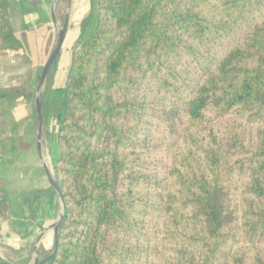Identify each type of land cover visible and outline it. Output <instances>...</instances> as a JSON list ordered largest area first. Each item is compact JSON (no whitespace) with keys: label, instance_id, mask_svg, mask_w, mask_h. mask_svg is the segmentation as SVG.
<instances>
[{"label":"trees","instance_id":"trees-1","mask_svg":"<svg viewBox=\"0 0 264 264\" xmlns=\"http://www.w3.org/2000/svg\"><path fill=\"white\" fill-rule=\"evenodd\" d=\"M95 2L51 105L63 219L45 264H264V0ZM8 8L0 67L26 72L0 98L33 104Z\"/></svg>","mask_w":264,"mask_h":264},{"label":"crops","instance_id":"crops-1","mask_svg":"<svg viewBox=\"0 0 264 264\" xmlns=\"http://www.w3.org/2000/svg\"><path fill=\"white\" fill-rule=\"evenodd\" d=\"M96 10L95 0H9L10 24L32 63L31 70L35 72L33 65L44 66L54 48L53 41L56 43L58 27L66 26L61 50L75 26L82 27L80 43L87 40L95 30ZM86 25L93 29L89 36ZM23 70H18L19 74ZM16 86L13 80L3 88ZM52 100L53 97L48 99L42 108L44 136L41 135L38 150L35 110L32 114L27 102L15 93L0 98V261L3 263L34 264L36 258L42 261L53 251V225L59 216L60 203L46 172L49 173V167L53 168L58 157L59 123Z\"/></svg>","mask_w":264,"mask_h":264},{"label":"rangeland","instance_id":"rangeland-1","mask_svg":"<svg viewBox=\"0 0 264 264\" xmlns=\"http://www.w3.org/2000/svg\"><path fill=\"white\" fill-rule=\"evenodd\" d=\"M50 17L52 18V15L50 13ZM87 27V34L88 36L91 34L93 31L92 27L89 25H86ZM94 28V27H93ZM82 29L80 26H75L71 37L67 40L66 44L63 46L58 59L56 62L53 64L51 67L49 73L47 74L45 81L40 88V90L37 92V82H36V77L39 78L40 73L42 71L43 66L41 65H33L35 68V78L33 79V82L31 84V90L34 92V97L38 93V95L41 98L42 102V108L45 107L46 101L49 99H55L58 98L62 95V91L65 87V80H66V74L68 71V67L70 64V58L72 54L75 52V50L78 48L79 43L81 42V38L83 35V32H79ZM92 30V31H91ZM53 47L55 46V42L53 41ZM9 60L10 58H6ZM13 61V59H12ZM18 65V62H12L10 66ZM26 69L23 71H20L21 74H19L18 70H14L11 67H0V90L4 89L3 86H10L11 82L15 80V82L18 84V86L21 84L22 76L25 74ZM52 79V82H51ZM17 87V86H16ZM11 88V87H10ZM8 89V88H7ZM27 107L30 109L31 113L34 114V103H27ZM50 106V105H49ZM43 131V128H42ZM41 131V135L44 136L43 132ZM41 138V136H40ZM45 139V138H44ZM53 163V162H52ZM54 165V163H53ZM52 165V167H53ZM49 173L51 177H54V169L49 167ZM61 212V207L59 209V214ZM39 250V249H38ZM37 252V250H36ZM20 254V252H18ZM41 257H39V260ZM8 264V263H5ZM11 264H22L21 262H16V263H11Z\"/></svg>","mask_w":264,"mask_h":264},{"label":"water","instance_id":"water-1","mask_svg":"<svg viewBox=\"0 0 264 264\" xmlns=\"http://www.w3.org/2000/svg\"><path fill=\"white\" fill-rule=\"evenodd\" d=\"M65 29H66L65 25L63 27H58V34H57L55 46H54L50 56L46 60L44 66L42 68V71L40 73V76L38 78L37 92L42 87L47 74L49 73L51 67L56 62L57 58L59 57L61 46H62L63 40H64ZM34 110H35V117H36V122H37L36 141H37V147L39 150V141H40L42 125H43V111H42L41 98L38 95V93L34 97ZM46 172H47V178L49 180V183H50L51 187L53 188V190L55 191L56 195L58 196L60 207H61V212L58 216L56 223L53 225L54 243H53L52 253L46 259H44L42 261H38V259L36 258L34 261V264H45L55 254L56 245H57V238H58V230H59V227H60L62 219H63V198H62V195L60 193V190H59V187H58V184H57L55 178L51 177V175L48 173V171H46Z\"/></svg>","mask_w":264,"mask_h":264}]
</instances>
